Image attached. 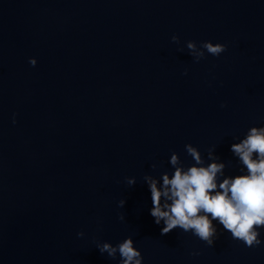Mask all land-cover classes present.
Listing matches in <instances>:
<instances>
[{
  "label": "water",
  "instance_id": "1",
  "mask_svg": "<svg viewBox=\"0 0 264 264\" xmlns=\"http://www.w3.org/2000/svg\"><path fill=\"white\" fill-rule=\"evenodd\" d=\"M188 42L226 51L197 62ZM253 127L264 0H0V264H119L96 243L128 237L142 264H264V228L254 248L218 223L213 246L162 236L143 179L160 187L177 153L223 162L219 190L247 174L231 145Z\"/></svg>",
  "mask_w": 264,
  "mask_h": 264
},
{
  "label": "clouds",
  "instance_id": "2",
  "mask_svg": "<svg viewBox=\"0 0 264 264\" xmlns=\"http://www.w3.org/2000/svg\"><path fill=\"white\" fill-rule=\"evenodd\" d=\"M172 41L179 43V38L174 35ZM187 49L199 62L204 58L205 50L218 57L226 51V45L204 42L198 47L195 42H188ZM29 63L34 67L37 61L31 59ZM185 151L195 165H203L201 153L196 147L186 144ZM231 151L246 167L247 174L224 179L219 183V190L217 173L222 174L225 168L223 162H213L207 167L189 166L185 170L177 153H172L169 161L174 167L171 178L167 172L161 173L160 187L157 186V178L144 176V182L151 193L150 215L156 225L163 223L162 236L179 228L185 233L191 232L208 246H213L219 235H222L218 233V223L231 234L232 239L243 242L246 247L261 245L258 229L264 228V128H251L245 139L231 145ZM253 154H256L255 158ZM208 159H216L213 151L208 152ZM152 167L155 169L156 165ZM135 183L134 178L127 179L129 186ZM124 205L125 201L121 200L119 207L123 208ZM119 219L123 221L124 216L121 215ZM78 236L83 237L84 233H78ZM96 247L102 255L106 253L112 260L119 253V264H142V254L134 246L131 237L115 246L98 241Z\"/></svg>",
  "mask_w": 264,
  "mask_h": 264
}]
</instances>
